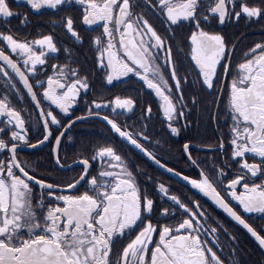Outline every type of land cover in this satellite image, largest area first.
Wrapping results in <instances>:
<instances>
[{"label":"snow or ice","instance_id":"snow-or-ice-1","mask_svg":"<svg viewBox=\"0 0 264 264\" xmlns=\"http://www.w3.org/2000/svg\"><path fill=\"white\" fill-rule=\"evenodd\" d=\"M16 4L0 0V264H241L244 236L264 254V33L241 47L223 31L264 28V0ZM35 15L53 31H23ZM89 120L107 136L66 164ZM202 124L213 135L177 150L190 171L168 163ZM45 145L76 174L22 155Z\"/></svg>","mask_w":264,"mask_h":264},{"label":"flooded vegetation","instance_id":"flooded-vegetation-1","mask_svg":"<svg viewBox=\"0 0 264 264\" xmlns=\"http://www.w3.org/2000/svg\"><path fill=\"white\" fill-rule=\"evenodd\" d=\"M10 4L15 9H19L22 5H17L16 0H9ZM57 19L55 15H48L44 17H40L39 15H35L32 18V26L29 29H24L23 31L31 32L33 36H35L38 32H49L53 31V26L51 21ZM13 27L16 26L17 21L13 20ZM224 33L229 37V39L235 41L238 37H241L243 34V43L240 45L244 47L245 45L252 44L254 41H258L261 39L262 33H264V28H262L259 24H254L251 26L246 25L245 23H241L236 26L228 25L223 29ZM55 33L57 35L60 34L59 28L55 29ZM85 57H87L86 67H91V56L87 52V50H83L81 54V61L83 62ZM193 81H195V76L192 77ZM118 83V87H111L108 85H104L102 87L101 80L99 78L94 79V88L93 92H100L105 97H111L115 94H131L129 89L133 87L131 84ZM89 95H92L90 93ZM83 107V101H81V108ZM77 114H80L79 110ZM137 115H139V109L137 110ZM193 120H195V113L193 114ZM152 131H159V125H155ZM163 135V133H160ZM72 137L71 141H66L65 151L67 152V158L65 159L66 164H73V153L79 151L81 148H84L87 151H90V146H94L98 142L101 141L103 137L107 136V132L105 130V126L98 121L89 120L84 123H79L76 127H74L71 132L68 134ZM213 135V129L207 128L205 130V125L202 124L199 129L192 127V129L186 133H184L180 138L175 139V142L171 144V152L169 155L165 156L164 159L168 161L172 166L182 170V171H190L186 167V165L181 161V157L179 155L178 149L181 148L182 142L184 140H198L201 136L211 137ZM26 158L31 159L32 161H36L40 163L44 168L53 169V174L58 179L68 178L75 175V171L64 170L63 173L55 170L54 161L49 159V150L48 146L45 145L41 149H37L35 151L29 152L25 150ZM63 155V154H62ZM202 158V157H201ZM171 184V186L176 189L178 192H183L184 189L175 182V178H172L170 181H166ZM207 206V204H206ZM254 222L257 227L261 226V221L259 217L254 218ZM241 252L239 255V259L241 264H264V254L261 253L259 248L256 246L254 241H252L247 236L241 238L240 244ZM225 256L228 255L227 250L224 253Z\"/></svg>","mask_w":264,"mask_h":264}]
</instances>
